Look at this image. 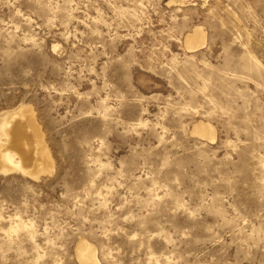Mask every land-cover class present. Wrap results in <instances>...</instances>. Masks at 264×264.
I'll return each mask as SVG.
<instances>
[{
    "label": "rangeland",
    "instance_id": "rangeland-1",
    "mask_svg": "<svg viewBox=\"0 0 264 264\" xmlns=\"http://www.w3.org/2000/svg\"><path fill=\"white\" fill-rule=\"evenodd\" d=\"M20 106L53 168L0 171V264H264V0H0Z\"/></svg>",
    "mask_w": 264,
    "mask_h": 264
},
{
    "label": "bare ground",
    "instance_id": "bare-ground-1",
    "mask_svg": "<svg viewBox=\"0 0 264 264\" xmlns=\"http://www.w3.org/2000/svg\"><path fill=\"white\" fill-rule=\"evenodd\" d=\"M192 32H193L192 34H189L187 36L188 39H186V41L189 40L187 47L190 50H194L197 47H199V45L202 44L201 40L203 39L202 41H204V38H205L204 33L202 31V28H200V27L195 28ZM194 41H196L197 43H194ZM21 120H23L24 123H21ZM204 123H202V121L199 124L196 123L197 125L195 127L197 129H200V131H204V132H208V133L211 131V129L213 130L214 127L211 126L212 124L209 125L207 123L206 124H204ZM21 126H25V128H27V131H26L27 135L29 134V131L31 132L30 136H29L31 139L34 137V140H33L34 142L32 141V143H31V140H30V143L28 141V143H29L28 145L35 143L37 151H38L37 152V154H38L37 158L35 156L34 157L31 156L32 153L28 152L29 149L27 148V146H26V148L28 149V151H26L27 149L25 150L24 146L21 145V143H23V142L20 143L19 134H18L19 128ZM23 130H25V129H23ZM212 132H213V134H215L214 130ZM212 132L210 134L211 136H212ZM208 133H204V135L205 134L208 135ZM204 135H202V136L204 137ZM213 136H215V135H213ZM206 137H209V135ZM214 138H212V139H214ZM30 147L32 149V145ZM30 157L36 158L34 160H36L35 162H36L37 166L39 164V163H37V161L40 162L39 165H42L40 167V169H37V170L34 169L33 170V169H31L32 165L29 166L30 168L26 167V166H28L27 162L30 159H32ZM51 157L52 156L50 155V151L48 149V146L46 145V143L44 141L43 133H42L35 117H34V113L32 112V109L30 107H27L24 109L22 106H20L18 108V111L15 110V112H13L11 115L5 117L1 121V123H0V171L9 172L11 170L19 169L23 172L29 173L30 175L33 176V178L34 177L39 178V176L42 172L50 171L53 168L52 167L53 163H52ZM32 164H33V162H32ZM88 242L86 240H83L81 243H79V246L77 247L78 248V250H77L78 255L77 256L79 258V261L82 264H101L100 259L98 258L97 254H96L95 246L93 248L91 246V243L90 242L88 243Z\"/></svg>",
    "mask_w": 264,
    "mask_h": 264
}]
</instances>
